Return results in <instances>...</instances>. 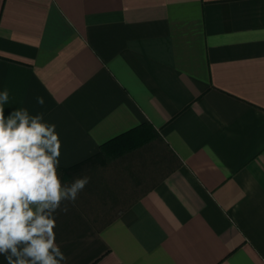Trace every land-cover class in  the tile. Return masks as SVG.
<instances>
[{
  "label": "crops",
  "instance_id": "0c3cea01",
  "mask_svg": "<svg viewBox=\"0 0 264 264\" xmlns=\"http://www.w3.org/2000/svg\"><path fill=\"white\" fill-rule=\"evenodd\" d=\"M5 89L58 167L123 134L58 172L62 264H264V0H0Z\"/></svg>",
  "mask_w": 264,
  "mask_h": 264
},
{
  "label": "clouds",
  "instance_id": "9594fccd",
  "mask_svg": "<svg viewBox=\"0 0 264 264\" xmlns=\"http://www.w3.org/2000/svg\"><path fill=\"white\" fill-rule=\"evenodd\" d=\"M8 99L7 89L0 92V255L7 264H62L67 258L55 241V217L69 211L64 202L74 203L90 178L63 184L56 125L27 109L5 117ZM36 101L45 103L42 96Z\"/></svg>",
  "mask_w": 264,
  "mask_h": 264
},
{
  "label": "trees",
  "instance_id": "16d2710c",
  "mask_svg": "<svg viewBox=\"0 0 264 264\" xmlns=\"http://www.w3.org/2000/svg\"><path fill=\"white\" fill-rule=\"evenodd\" d=\"M126 133H128V132H126ZM126 133H125V134H126ZM122 136H123V134H121L120 136H118V137H116V138H114V139H112V140L106 142L105 144H103V146H101V150H100V152H99L97 155H95V156H93V157H91V158H88L87 160H85V161H83V162H80V163H78V164H76V165H73V166H70V167H67V168H61V167H58V172H59V174L64 176V175H66V174L68 173V171L74 170V169L77 168L79 165H81V164H83V163H86V162H88V161H90V160H92V159H94V158H98V156L100 155V153H102V148H104L106 145H108V144H110V143H112V142H115L118 138H120V137H122Z\"/></svg>",
  "mask_w": 264,
  "mask_h": 264
}]
</instances>
